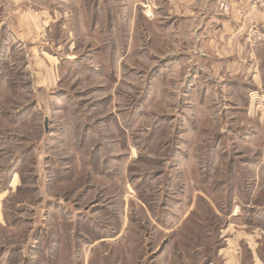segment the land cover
<instances>
[{"label":"rangeland","instance_id":"374dc122","mask_svg":"<svg viewBox=\"0 0 264 264\" xmlns=\"http://www.w3.org/2000/svg\"><path fill=\"white\" fill-rule=\"evenodd\" d=\"M229 1L232 55L219 0H0V264H264V6Z\"/></svg>","mask_w":264,"mask_h":264},{"label":"crops","instance_id":"0c3cea01","mask_svg":"<svg viewBox=\"0 0 264 264\" xmlns=\"http://www.w3.org/2000/svg\"><path fill=\"white\" fill-rule=\"evenodd\" d=\"M209 13H212L209 9ZM245 13V9L242 7V5L234 4L233 9L231 11L230 17H225L219 14H215V18H217L219 21L214 24V27L212 28V35L213 37L210 39V47L215 52V55L219 54V50L223 53H234L236 46L240 44V38L243 33L247 34L246 37L253 38L257 34L255 33V30L250 28V24L245 23L242 19V15ZM211 16V15H210ZM261 17H264V14H260ZM247 25V27H246ZM246 38H244V42L250 46L249 41ZM248 46V48H249ZM238 53V52H237ZM232 55V54H231ZM236 59V57H235ZM232 60L230 61V65L233 66V68L237 67V62Z\"/></svg>","mask_w":264,"mask_h":264},{"label":"built area","instance_id":"2783aa9c","mask_svg":"<svg viewBox=\"0 0 264 264\" xmlns=\"http://www.w3.org/2000/svg\"><path fill=\"white\" fill-rule=\"evenodd\" d=\"M251 1V10H255L258 8L257 6L263 7L264 6V0H249ZM218 8L221 11L222 15H227L230 10V1L229 0H219V6Z\"/></svg>","mask_w":264,"mask_h":264}]
</instances>
